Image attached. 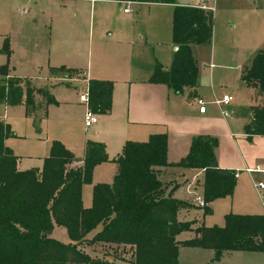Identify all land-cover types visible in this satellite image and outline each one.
I'll use <instances>...</instances> for the list:
<instances>
[{"label":"trees","instance_id":"16d2710c","mask_svg":"<svg viewBox=\"0 0 264 264\" xmlns=\"http://www.w3.org/2000/svg\"><path fill=\"white\" fill-rule=\"evenodd\" d=\"M117 2H164V0H114ZM173 3V0H166ZM212 12L209 9L174 6L171 17V40L177 48L169 66L158 63L147 82L162 84L171 92L187 90L193 96L198 69L192 55L193 46L209 45ZM2 54L9 56L7 44ZM6 65L0 66V103L22 104L25 112L34 108V95L48 104L54 99L42 89H34L19 78L8 76ZM69 79L78 72L59 67ZM241 80L245 86L264 94V46L256 52ZM21 85H24L23 89ZM112 83L89 79L86 83V108L95 115L110 111ZM251 119L243 127L248 136L264 135V109H249ZM10 135L7 124L0 121V264H98L77 249L90 228L100 224V231L87 243L127 247L130 259L105 264H177L179 246L212 250L213 261L224 251L264 253V214L223 216L222 226L193 229V237L176 242L175 236L190 230L192 222L176 220L179 210L190 205L172 198L173 189L165 192L158 179L159 169L178 167L202 170V215L215 199L231 196L235 177L232 170L217 167L214 137L198 135L191 139L187 154L175 164L166 162V135L152 134L144 142L126 141L121 153L111 161L116 173L111 185L92 187L91 206L82 208L80 192L89 183L94 166L107 162L104 146L86 140L79 166L61 144L53 142L40 168L19 171L17 158L4 146ZM53 225L64 229L72 244L64 246L49 235ZM213 261L210 264H213Z\"/></svg>","mask_w":264,"mask_h":264},{"label":"crops","instance_id":"0c3cea01","mask_svg":"<svg viewBox=\"0 0 264 264\" xmlns=\"http://www.w3.org/2000/svg\"><path fill=\"white\" fill-rule=\"evenodd\" d=\"M48 1L60 2L50 13L48 18L50 26L60 22L64 23L63 25H68L69 21L76 19L81 13L82 4L80 3H86L88 8L91 7V10L97 9L98 23L96 27L98 30L101 29L99 26L106 22L104 14L110 15L109 19H111V15L116 16L117 14L113 22L114 25L111 26L112 30L109 32L113 50L109 54L106 64L98 65L92 71L90 67L91 51L88 46L85 53L75 55L68 53L62 57L60 67L77 68L75 71L78 72V75L73 80L67 79L66 76L60 78L57 74H52L53 76H49V78H42L51 87V89L45 90L47 92H51L54 88H60L61 84L67 86L62 80L82 83L84 92L89 79L106 80L112 83L110 111L106 115H96V122L89 127L83 125L86 106L78 101V97L82 93L77 95V104L84 106L83 112L79 114L80 119L82 118L84 133L81 138L76 136L74 140L64 143V147L69 151L81 149L83 155L84 143L89 140L103 144L108 160H112L121 153L126 141L144 142L149 135L165 134L166 162L175 164L187 154L191 139L198 135H204L217 140L214 157L218 168L238 173H241L239 171L244 168L251 169L258 164L264 168V135L248 136L243 131V127L251 119L249 109L253 107L264 109V94L245 86L241 80L244 68L249 66L253 56L264 46V0L129 2L130 6H136V12L130 7L131 13H123L124 2L114 0ZM72 2L79 3L73 5L70 4ZM71 6L74 9L70 11L69 7ZM174 6L209 9L212 12L209 45L191 47L198 69L197 85L192 97L188 95L187 90L176 94L162 84L147 82L155 63L166 69L172 59L175 46L171 40V17ZM108 7L109 9H106ZM113 8H115V12L112 11ZM107 10L111 13L106 12ZM16 13L25 15L27 11L18 9ZM119 16L128 18L121 19L123 21L119 23L117 22ZM146 17L149 21L147 28L144 25ZM138 24L140 25L138 26ZM204 48L208 49V63L203 64L202 68L201 59ZM246 63L248 64L245 65ZM83 65H85L84 68ZM8 76L16 77L10 72ZM55 83L57 85H54ZM223 95L231 97L230 104L225 107L227 112L225 117L210 104L211 100ZM196 98L205 102L203 113H198L197 106L194 105L193 101ZM257 100L259 101L257 102ZM250 138L251 141H247ZM16 158L17 170L23 171L19 166L18 157ZM81 159L82 157L74 159V165L79 166ZM107 163L110 162L94 166L91 174L94 179L100 166ZM113 164L115 165V163ZM202 175V170L165 167L159 169L158 179L165 187V192L173 189L172 198L175 191L190 198V195L186 194V187H192L195 193L201 195ZM239 176L235 177L231 196L213 200L208 205L209 213L207 215L203 216L201 208H198L193 202L185 200L190 208L179 210L176 216L180 211L191 210L200 212V216L204 218L218 210L223 217L227 214L226 208L232 209L230 203L226 205L225 199L228 198L229 201H232L233 196L237 193L239 195L240 192L247 195L250 201L241 205V209H245L244 212H234L233 214L260 215V212H257L260 210L259 199L255 191L253 193L251 177L248 174L243 175L244 178H239ZM169 180L173 182L168 183ZM200 225L203 223L201 222ZM200 225H194L192 230ZM190 233L191 236L185 240H176L175 236V241L183 242L192 238L193 232ZM51 234L52 230L50 236ZM181 250H185L184 256L194 258L190 264H196L199 261L200 264H206L212 257V250L179 246L177 264H180ZM227 252L239 251H224L222 253ZM241 253L255 254L253 256L264 255L259 252Z\"/></svg>","mask_w":264,"mask_h":264},{"label":"rangeland","instance_id":"374dc122","mask_svg":"<svg viewBox=\"0 0 264 264\" xmlns=\"http://www.w3.org/2000/svg\"><path fill=\"white\" fill-rule=\"evenodd\" d=\"M58 3L60 2H50L48 0H0V66L5 64L7 74L10 72L20 78L23 83L27 82L34 89L44 91L51 89L47 82L42 79L43 77L49 78V76H53L52 74H57L60 78L65 77L61 73H50V69L59 68L62 57L68 53L74 55L85 53L88 46H90V67L93 71L98 65L106 64L109 54L113 50V46L110 44L109 32L112 30L111 26L114 25L113 22L117 14L116 16L111 15V19H109L110 15L104 14L106 22L100 25L99 28L101 29L98 30L96 27L98 23L97 9L91 10V7L88 8L86 3H80L82 4L81 13L76 19L69 21L68 25H63L64 23L60 22L50 26L48 18ZM75 3L79 2L70 4L75 5ZM72 7H69L70 11L74 9ZM130 7L136 12V6ZM18 9H26L27 14H17L16 10ZM106 9H109V7ZM112 11L115 12V8ZM106 12L111 13L108 10ZM125 17L119 16L117 22L122 23L123 20L121 19ZM134 20L136 21V17ZM144 25L145 28L149 25L147 17ZM3 42L7 44L9 50L7 59L1 54ZM202 51L204 53H202L201 66L205 65L206 62L208 63V49L204 48ZM84 67L85 65H83ZM76 69L72 68L71 70ZM69 79L73 80L74 76ZM62 81L67 86L61 84L59 85L60 88H54L51 92H47L54 99V104H48L38 94L34 95V108L31 113L25 112V107L22 104L4 106L0 103V121L7 124L10 129V135L4 140V146L18 157L19 166L22 170L41 167L42 160L48 155L53 142H57L64 147V143L74 140L76 136L81 138L84 133L81 123L82 118L79 117V114L84 110V106L77 104V95L84 92V86L82 83L78 84L74 81ZM56 83L54 85H57ZM21 87L25 88L24 85H21ZM247 141H251V138ZM64 148L71 153L74 159H80L83 156L81 149L69 151L66 147ZM107 162L110 163L100 166L95 179L91 175L90 182L82 185L80 192L82 208L87 209L91 206V193L94 185H111L116 167L111 160ZM261 166L257 165V167L264 169ZM239 172H241L238 173L239 178H244L245 173ZM172 182L171 180L168 181V183ZM173 196L174 199L184 203H186L185 200L192 202L189 196L184 197L178 191H175ZM225 201L226 205L230 203L232 207V209L226 208V213L233 214L234 212H244L245 209H241V205L249 203L250 200L247 195L240 192L239 195L237 193L233 196V203L228 198ZM258 206L260 210H257V212L263 213V207L259 201ZM176 217L178 222H192L190 230L177 234L176 240L189 238L192 227L200 225L201 222L204 226L223 225V217L218 210L204 218L200 216V212L191 210L180 211ZM53 227L52 234L49 235L52 240L64 246L72 244L61 227L55 225ZM100 229V224L90 228L84 241L77 245V249L89 257L91 261L98 264L128 261L130 250L127 247L87 243V241L92 240ZM184 251L181 250L180 252L179 262L180 264H190L194 258L184 256ZM249 255L241 252H227L225 254L221 253L218 260L213 261L214 252L212 251V257L206 264H210L212 261L213 264H264V255ZM196 264H200V261Z\"/></svg>","mask_w":264,"mask_h":264},{"label":"built area","instance_id":"2783aa9c","mask_svg":"<svg viewBox=\"0 0 264 264\" xmlns=\"http://www.w3.org/2000/svg\"><path fill=\"white\" fill-rule=\"evenodd\" d=\"M92 1V0H89ZM124 6L122 8L123 13H131L130 3L124 2ZM25 12V11H23ZM78 101L86 106L87 95L86 91L79 95ZM194 105L197 106L198 113H203L205 109V102L200 99H194ZM231 102V97L229 95H223L220 98H214L210 101L214 107H216L222 116H227V112L225 111V107L228 106ZM97 116L90 112L87 108L85 109L83 115V125L84 127H89L90 125L96 122ZM243 173L248 174L252 179V187L259 199L260 204L263 207V214H264V169L259 167L254 168H244L241 170ZM238 175V172H235L234 177ZM186 194L190 195L192 202L198 207H204V203L202 201L201 195L196 194L193 191V188L190 186L186 187Z\"/></svg>","mask_w":264,"mask_h":264},{"label":"water","instance_id":"95a60500","mask_svg":"<svg viewBox=\"0 0 264 264\" xmlns=\"http://www.w3.org/2000/svg\"><path fill=\"white\" fill-rule=\"evenodd\" d=\"M176 49H177V48H176V47H174V48H173V51H176Z\"/></svg>","mask_w":264,"mask_h":264}]
</instances>
